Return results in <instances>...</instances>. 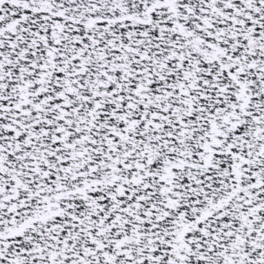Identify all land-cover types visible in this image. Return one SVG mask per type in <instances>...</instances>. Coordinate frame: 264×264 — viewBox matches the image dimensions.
Wrapping results in <instances>:
<instances>
[{
  "label": "snow or ice",
  "instance_id": "snow-or-ice-1",
  "mask_svg": "<svg viewBox=\"0 0 264 264\" xmlns=\"http://www.w3.org/2000/svg\"><path fill=\"white\" fill-rule=\"evenodd\" d=\"M0 264H264V0H0Z\"/></svg>",
  "mask_w": 264,
  "mask_h": 264
}]
</instances>
